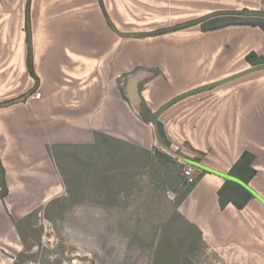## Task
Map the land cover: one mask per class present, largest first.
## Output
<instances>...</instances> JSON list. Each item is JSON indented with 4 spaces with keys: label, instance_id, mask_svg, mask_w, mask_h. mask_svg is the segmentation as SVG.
Listing matches in <instances>:
<instances>
[{
    "label": "crops",
    "instance_id": "crops-1",
    "mask_svg": "<svg viewBox=\"0 0 264 264\" xmlns=\"http://www.w3.org/2000/svg\"><path fill=\"white\" fill-rule=\"evenodd\" d=\"M98 2L0 0V262L20 259L24 249L30 248L28 255L36 253L42 236L38 216L53 226L69 212L53 214L48 209L49 202L59 194L65 202L75 192L60 171L57 158L69 160L79 155L77 151L83 153L85 147L91 151L90 147L104 145L108 139L146 152L142 174L147 173L150 179L153 169L161 184L169 188L167 195L178 194V210L187 217V229L203 232L206 241L215 238L226 244L240 236L235 226L240 224L252 230L250 236L259 241L260 232L255 233L251 222L243 221L255 214L251 205L258 201L248 192L251 197L239 210L236 205L245 199L240 188L229 181L220 189L225 180L199 168V181L184 195V165L174 158L171 149L179 151L186 163H200L227 173L264 198V182H260L264 175V139L260 138L264 136V70L173 104L157 118L162 137L153 121L174 98L264 65L260 64L264 59V31L260 28L264 18L217 16L183 31L142 41L126 39L106 27L102 0ZM219 17L229 18L217 21ZM219 26L223 27L212 30ZM168 41L178 47L165 49L163 61L158 53ZM138 69L152 74L140 88L142 107L135 109L124 88L126 78ZM253 80L255 86L250 84ZM36 90L41 97L24 102L26 94ZM206 93L204 101L199 98ZM113 163L116 166L114 159ZM79 166H87L90 175L100 171L83 162ZM251 170L254 174L250 178ZM135 174L124 171L127 189L132 191L119 200H133ZM219 190L225 203L222 209ZM86 197L81 201H87ZM62 220L64 228L67 223ZM228 222L234 223L230 234L226 230ZM67 232L70 238V228ZM262 244L260 249L256 245L259 251L251 264H264ZM24 256L41 264L39 256L38 260L36 255ZM228 259L226 264H231Z\"/></svg>",
    "mask_w": 264,
    "mask_h": 264
},
{
    "label": "rangeland",
    "instance_id": "rangeland-1",
    "mask_svg": "<svg viewBox=\"0 0 264 264\" xmlns=\"http://www.w3.org/2000/svg\"><path fill=\"white\" fill-rule=\"evenodd\" d=\"M99 5V2L95 5L97 11ZM101 9L106 27L109 20L114 27L115 31L111 29L114 33L127 37L126 39L133 37L144 41V38L150 36L140 38L135 35L165 31L166 28L198 20L209 12L210 14L227 10L264 12V0H102ZM25 14L24 9V16ZM228 18L219 17L216 20L225 21ZM236 19L239 20L235 17L234 20ZM213 20L211 24L215 22V19ZM108 28L110 29L109 26ZM151 30L154 32L148 33ZM175 47L178 46L168 41L158 55L165 61L164 50ZM253 78L254 76L243 78L241 82ZM255 83L253 80L250 84L255 86ZM32 94H26L24 102L32 99ZM199 98L204 101L207 93ZM187 123L189 124V120ZM194 124L196 122L190 126ZM154 128L155 126L152 127ZM260 138L264 139V136ZM157 145L159 149L160 144ZM85 148H82L85 150L83 153L77 151L79 155L69 160L62 161L57 158L60 171L65 173L70 188L75 192H72L69 200L65 202L61 199L63 194H59V197L49 202L51 205L48 209L53 214L69 211L67 215L60 218L56 225L51 224L52 227L42 216H38L37 225L43 240L41 243L40 237L36 253L28 255L26 252H29L30 248L24 249L20 259L12 261L6 258L5 262L0 264H39L23 258L24 255H36L37 260L39 256L41 264H152L157 249L156 264H226L228 258L233 261L231 264H236V261L251 264L252 260L255 261L254 257L259 251L256 245H259L260 249L264 242L262 227L264 207L260 203L257 202V205L255 201L252 202L251 207L255 209V214L246 220L242 219L246 223L251 222L255 233L260 232L259 241L250 236L253 235L252 230L248 227L244 229L240 224H235L240 236L230 243L222 244L215 238L206 241L202 236L203 232L196 233L193 227L186 228L187 217L179 212L180 206L176 197L178 194L167 195L166 189L169 188L161 184L157 172L152 169L150 179L147 173L142 174V167L146 165V159L142 157L146 152L112 139L106 140L104 145L90 147L91 151L89 147ZM175 148L177 147L173 146V149ZM87 153L90 155L85 157ZM171 153L174 157L181 158L179 151L174 152L171 149ZM81 162L95 168L94 171L97 168L100 171L97 170L98 173L92 172L90 175L87 166H79ZM126 170L136 172L134 198L122 201L119 197L132 191V188L127 189V178L124 176ZM260 182H264V175ZM84 195L87 196V201H81ZM46 204L48 203L43 205ZM42 206L40 208H43ZM185 207L186 204L184 205L186 212ZM40 208L35 209L38 211L37 215L41 211ZM62 219L67 223L64 224V228ZM226 224H229L226 225L227 228L225 224L223 226L230 234L229 229L234 228V223ZM69 228L70 238L67 232ZM246 231L249 236L244 235ZM62 238H65L64 243ZM42 246L47 249H43ZM168 252L170 257L166 256Z\"/></svg>",
    "mask_w": 264,
    "mask_h": 264
},
{
    "label": "water",
    "instance_id": "water-1",
    "mask_svg": "<svg viewBox=\"0 0 264 264\" xmlns=\"http://www.w3.org/2000/svg\"><path fill=\"white\" fill-rule=\"evenodd\" d=\"M28 10V9H27ZM226 15H231V16H250V17H263L264 18V13H259V12H254V11H238V10H227V11H219V12H214L211 14H208L198 20H195L194 22L188 23V24H184V25H180V26H176L173 28H170L168 30L165 31H158L152 34H136V37H146V36H156V35H161L167 32H173V31H177L180 29H184V28H188V27H192V26H196L199 25L200 23L209 20L211 18L217 17V16H226ZM27 16H28V11H27ZM264 70V65H260V66H256L253 68H250L248 70H246L245 72H242L238 75L232 76L230 78H228L227 80H224L222 82L216 83V84H212L210 86H205L196 90H192L190 92H187L181 96H178L176 98H174L173 100H171L170 102H168L167 104H165L156 114L154 117V121L153 124L156 126V121L158 116L165 111L166 109H168L170 106H172L173 104L177 103L178 101L198 94V93H202L204 91L207 90H211L214 89L215 87L229 82V81H233L235 79H238L240 77H243L245 75L248 74H252L254 72H258V71H263ZM151 74L149 71H146L144 69H138L136 71H134L132 74H130L127 78H126V82H125V88L124 91L126 93L127 99L130 103V105L135 108V109H139L140 107H142L143 104V100H142V96H141V91H140V86L148 80V78L151 77ZM195 167L199 168L200 170L215 175L219 178H222L223 180H227V181H231L235 184H238L239 186H241L243 189H245L247 192H249L255 200H257L263 207H264V198L259 195L256 191H254L249 185L243 183L242 181L238 180L235 177L230 176L227 173H223L221 171L206 167L200 163H192Z\"/></svg>",
    "mask_w": 264,
    "mask_h": 264
},
{
    "label": "trees",
    "instance_id": "trees-1",
    "mask_svg": "<svg viewBox=\"0 0 264 264\" xmlns=\"http://www.w3.org/2000/svg\"><path fill=\"white\" fill-rule=\"evenodd\" d=\"M107 24H108V26L110 27V29H112V30H114V27L112 26V24L109 22V20L107 21ZM226 26H229V25H226ZM221 27H223V26H219V27H216V28H213L212 30H217V29H219V28H221ZM26 28H27V24H26ZM263 31H264V26H262V27H260ZM115 31V30H114ZM29 39V33H27V40ZM260 64H264V59H261L260 60ZM253 66H254V64H252ZM28 66L30 67V61H29V59H28ZM252 66V67H253ZM156 128H157V132H158V134H159V136L160 137H162L163 136V134H162V129H161V124L160 123H157L156 124ZM1 167V166H0ZM254 174V171H250V178L252 177V175ZM249 178V179H250ZM199 179H200V177H196V179H195V181H194V183L193 184H187L188 186L185 188V191H184V195H187L190 191H191V189L192 188H194L195 187V185L197 184V182L199 181ZM248 181L249 180H247L246 181V183H248ZM186 182V181H185ZM227 183H230L229 181H227V180H225V182H224V184L221 186V188L220 189H222L223 187H224V185L225 184H227ZM233 183V182H232ZM234 185L235 186H237L238 188H240V190L242 191V194H244L245 195V199H244V201H243V204H241V205H236V207L239 209V210H242L243 209V207H244V205L248 202V200L250 199V197H251V195L245 190V189H243L241 186H239V185H237V184H235L234 183ZM2 190H4V192H2L1 193V197H4L5 195H6V190H5V184L4 183H2ZM220 191V193H218L217 195H218V202H219V206H220V208L222 209L223 207H224V205H225V203L223 202V200H222V198H221V196H222V193H221V190H219ZM220 194V195H219ZM158 250V249H157ZM157 250H156V253H155V256L153 257V261H152V264H156V261H157ZM167 257H170V254H169V252H168V254L166 255ZM165 256V257H166ZM167 257L165 258V259H167ZM169 261V260H168ZM170 263V262H169Z\"/></svg>",
    "mask_w": 264,
    "mask_h": 264
},
{
    "label": "built area",
    "instance_id": "built-area-1",
    "mask_svg": "<svg viewBox=\"0 0 264 264\" xmlns=\"http://www.w3.org/2000/svg\"><path fill=\"white\" fill-rule=\"evenodd\" d=\"M41 97V93L39 91H35L32 94V98L34 99H39ZM174 152H176V150H173ZM175 158V157H174ZM179 163H181L182 165H184V169H183V177L186 181L187 184H193L196 177L198 176V168H196L195 166L186 163L183 160H180L179 158L176 159Z\"/></svg>",
    "mask_w": 264,
    "mask_h": 264
},
{
    "label": "flooded vegetation",
    "instance_id": "flooded-vegetation-1",
    "mask_svg": "<svg viewBox=\"0 0 264 264\" xmlns=\"http://www.w3.org/2000/svg\"><path fill=\"white\" fill-rule=\"evenodd\" d=\"M259 13H264V12H259ZM234 17H239V16H234ZM240 17H242V16H240ZM252 18H261V17H252ZM158 32V31H157ZM142 86V85H141ZM141 86H140V88H141Z\"/></svg>",
    "mask_w": 264,
    "mask_h": 264
},
{
    "label": "bare ground",
    "instance_id": "bare-ground-1",
    "mask_svg": "<svg viewBox=\"0 0 264 264\" xmlns=\"http://www.w3.org/2000/svg\"><path fill=\"white\" fill-rule=\"evenodd\" d=\"M166 42V41H165ZM208 231V230H207ZM207 236H208V234H207ZM212 236V235H211Z\"/></svg>",
    "mask_w": 264,
    "mask_h": 264
}]
</instances>
